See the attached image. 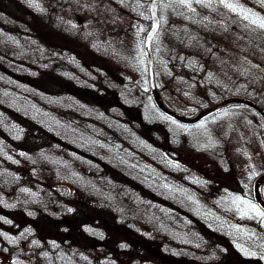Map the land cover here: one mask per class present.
<instances>
[{
	"label": "rangeland",
	"instance_id": "rangeland-1",
	"mask_svg": "<svg viewBox=\"0 0 264 264\" xmlns=\"http://www.w3.org/2000/svg\"><path fill=\"white\" fill-rule=\"evenodd\" d=\"M192 2L194 22L214 15L215 51L192 47L191 29L182 48L212 82L161 75L166 103L186 116L230 96L264 108V0ZM122 20L109 0H0V264H264L252 190L264 173V117L230 104L183 124L156 107L146 73L130 65L134 88L119 84L104 65L121 69L110 29ZM165 32L155 37L164 57L167 41L178 43ZM44 78L52 86L34 82ZM91 85L108 101L71 91Z\"/></svg>",
	"mask_w": 264,
	"mask_h": 264
},
{
	"label": "trees",
	"instance_id": "trees-1",
	"mask_svg": "<svg viewBox=\"0 0 264 264\" xmlns=\"http://www.w3.org/2000/svg\"><path fill=\"white\" fill-rule=\"evenodd\" d=\"M194 0H160L159 6H158V16L160 19V26L158 33L155 37L161 36V30H166L165 35L166 37H172L177 39V44H171L169 41L167 43L169 44L168 48L166 49V57L164 56H158L157 52L155 53V42L156 39L153 40V54H154V61L157 63V71H156V83L158 86V89L160 90L162 96H163V80L161 79V75L169 78L168 83H177L180 82V80H186L185 83L190 84H196L199 85V87L202 85V83H206V85H210L212 82L211 80L207 79L208 77H211V73H207L206 70H204L201 66L196 65L195 62L188 59V57L184 54L183 48H182V38L184 35V32L187 29H191L189 33V39L191 41L192 47L197 48L200 47V50H207L209 53V56H212L215 50H212V46H214V42L216 41L214 37V25L212 24V20L214 19V15L211 12H207L205 16H200L198 18L200 21L205 20L206 25L209 24L210 28L209 31L213 32H203L199 33L198 30V19L194 22V19L197 18L196 15H199L197 12V9L195 10L196 6H194ZM109 2L113 3L117 7L121 8L124 12V19L122 20L119 26L113 27L110 29V39H117L118 42H113L112 46L113 48L120 49L122 47V57L119 59L121 69L117 66L107 64L105 63L104 67H108V71L112 75V79L116 80L119 84L122 86H127L129 88H134L135 85L132 80L133 78H130L129 75H131V66L136 68L135 70H139L141 73H146L148 75V63L147 58L145 55V51L143 54L144 49V40L145 37L149 31L150 26L152 25V18H151V2L152 0H109ZM207 2V5L209 2H212V0H205V3ZM209 6V5H208ZM127 19V20H126ZM192 19V26L185 28L184 26L189 23V21ZM141 23V30H140V38L141 43L140 46L136 49L139 50L136 53L133 61L130 58V52L127 50H132L135 44V34L136 32V26L137 24ZM191 31H195L198 36L203 38L200 40H196L194 38ZM125 32V33H124ZM194 32V33H195ZM188 33V32H187ZM195 33V34H196ZM159 34V35H158ZM201 35V36H200ZM144 38V40H143ZM167 38V39H168ZM205 40V41H204ZM119 50V55L120 51ZM124 50V51H123ZM92 50H86L83 54V61L84 64H88L90 69H92V65L90 63H87V61H90L91 57L90 55H95L91 52ZM124 59V62H123ZM109 60H106L108 62ZM132 61V62H131ZM95 62V61H94ZM118 68V69H117ZM122 70L123 74L120 76L118 74V71ZM164 71V72H163ZM206 72V73H205ZM120 73V71H119ZM181 73V74H180ZM41 81V82H40ZM36 85H43V86H52L50 82V78H44L41 80L35 79L34 81ZM85 82V81H83ZM89 82H86V85H88ZM168 85V84H167ZM166 85V87H167ZM207 89V86H205ZM96 88V86L91 85L87 89L84 88H78L74 87L71 91L79 96L85 95L87 100L91 99L93 101H96V99L99 102L105 103L108 101L106 98L100 97L99 92L93 91L91 89ZM203 91V90H202ZM211 91V88L207 90V93ZM217 92V91H216ZM216 92H211L212 95L216 94ZM188 93V92H185ZM214 93V94H213ZM222 97V96H221ZM220 97V98H221ZM165 101V100H164ZM166 102V101H165ZM258 104H260L259 101H256ZM213 100H202L198 105V109H203L205 107H208L212 105ZM169 107L173 108L171 104L166 103ZM261 105V104H260ZM139 109V108H137ZM264 187V186H263ZM263 195H264V189H263ZM73 236H76V234H73ZM113 241V239H111Z\"/></svg>",
	"mask_w": 264,
	"mask_h": 264
},
{
	"label": "water",
	"instance_id": "water-1",
	"mask_svg": "<svg viewBox=\"0 0 264 264\" xmlns=\"http://www.w3.org/2000/svg\"><path fill=\"white\" fill-rule=\"evenodd\" d=\"M158 3H159V0L152 1L151 13H152V18H153V25L145 39V51H146V55L148 59V70H149V86H150V89L153 95V99L158 109L162 111L163 113L171 116L173 119L177 120L178 122L184 123V124H190V125L199 122L203 117L210 114L217 108L224 107L232 103H239V104L247 105L251 107L252 109H254L255 111H257L262 117H264V109L261 106H259L257 103H255L254 101L250 99L240 97V96H231V97L224 98L218 103L201 110L195 116H185L181 113H178L168 108L165 105V103L163 102L162 96L156 86L154 58H153V53H152V41L159 29V24H160V21L158 18ZM164 150L173 159H178L180 157L179 153H177L176 151L170 148H165ZM263 184H264V173L255 180L254 188H253L254 197L257 203L264 209V198L262 197V194L260 191V188Z\"/></svg>",
	"mask_w": 264,
	"mask_h": 264
},
{
	"label": "flooded vegetation",
	"instance_id": "flooded-vegetation-1",
	"mask_svg": "<svg viewBox=\"0 0 264 264\" xmlns=\"http://www.w3.org/2000/svg\"><path fill=\"white\" fill-rule=\"evenodd\" d=\"M2 218L8 219V208H7V206L5 208H2V206H0V220H2ZM54 233H55L54 237H56L58 235V233H56V231ZM58 239H59V237H58Z\"/></svg>",
	"mask_w": 264,
	"mask_h": 264
}]
</instances>
